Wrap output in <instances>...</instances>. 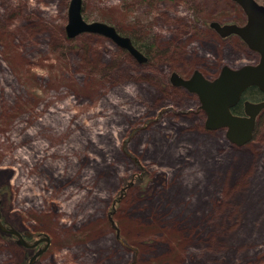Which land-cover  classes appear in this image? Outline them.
I'll return each instance as SVG.
<instances>
[{
    "label": "rangeland",
    "instance_id": "obj_1",
    "mask_svg": "<svg viewBox=\"0 0 264 264\" xmlns=\"http://www.w3.org/2000/svg\"><path fill=\"white\" fill-rule=\"evenodd\" d=\"M5 1L0 218L29 244L48 238L32 264H264V109L237 146L170 82L257 62L210 26L242 25L240 6L82 0L85 21L137 41L138 62L100 34L68 37L70 0ZM43 246L0 231V264Z\"/></svg>",
    "mask_w": 264,
    "mask_h": 264
},
{
    "label": "water",
    "instance_id": "obj_2",
    "mask_svg": "<svg viewBox=\"0 0 264 264\" xmlns=\"http://www.w3.org/2000/svg\"><path fill=\"white\" fill-rule=\"evenodd\" d=\"M246 15V23L220 25L210 23L222 36L238 35L246 45L259 55L255 64H244L238 68L223 66L219 75L206 79L199 71L195 70L189 78H183L176 72L170 75L173 85L181 86L197 96L200 108L205 112V128L208 130L225 129L226 138L241 146L250 141L255 128V120L264 108L262 101H244V113L233 114L231 109L239 102L242 93L249 87H257L264 95V4L256 0H233ZM82 0H70L68 7L67 36L72 38L83 32L100 34L113 41L116 45L127 50L138 62H144L145 56L133 45L131 39L121 35L114 26L100 21H85L82 16ZM0 231L17 237V243L25 247H34L40 242H48L47 237H42L29 244L24 237L13 228L6 227L0 218ZM29 234L25 233V236ZM45 244L36 251L29 260L32 264L36 256L46 248Z\"/></svg>",
    "mask_w": 264,
    "mask_h": 264
},
{
    "label": "flooded vegetation",
    "instance_id": "obj_3",
    "mask_svg": "<svg viewBox=\"0 0 264 264\" xmlns=\"http://www.w3.org/2000/svg\"><path fill=\"white\" fill-rule=\"evenodd\" d=\"M3 1L4 0H1L0 1V4L1 5H4V8L7 10V9H9L10 8V4H9V2L8 1H5L4 3H3ZM233 1V0H232ZM257 1V0H256ZM234 2V1H233ZM258 2V1H257ZM70 3V2H69ZM236 3V2H235ZM259 3V2H258ZM237 4V3H236ZM260 4H264V0H263V2L262 3H260ZM241 8V7H240ZM242 9V8H241ZM243 11V10H242ZM245 14V13H244ZM67 16H68V14H67ZM212 23V22H211ZM246 23V15H245V22L242 24V25H244ZM220 25H224L223 23L221 24V23H219ZM231 24H234V23H231ZM237 25H239V24H237ZM242 25H240V26H242ZM216 31V30H215ZM217 32V31H216ZM220 36H222L219 32H217ZM230 35H235V34H230ZM230 35H228V36H230ZM238 36V35H237ZM239 37V36H238ZM240 38V37H239ZM242 40V39H241ZM243 41V40H242ZM244 42V41H243ZM255 52V51H254ZM256 53V52H255ZM258 60H259V55H258ZM258 60H257V62H258ZM256 62V63H257ZM223 67V66H222ZM222 69V68H221ZM221 71V70H220ZM220 73V72H219ZM202 74V73H201ZM179 75V74H178ZM203 75V74H202ZM219 75V74H218ZM181 76V75H180ZM204 76V75H203ZM181 77H183V78H189V77H184V76H181ZM205 77V76H204ZM217 77V76H216ZM215 77V78H216ZM206 78V77H205ZM206 79H209V78H206ZM209 80H212V79H209ZM171 82V81H170ZM172 84V83H171ZM181 87V86H180ZM184 88V87H183ZM249 88H247L245 91H247ZM258 89V88H257ZM244 91V92H245ZM243 92V93H244ZM243 93H242V95H243ZM263 94V93H262ZM242 95H241V98H240V100H239V102L235 105V106H239L240 107V112L239 113H237V115H242L243 113H244V101H251V102H259V101H262L263 100V97H264V95H263V97H262V99L260 98L259 100H257V101H252V100H250V99H246V100H243L242 99ZM234 106V107H235ZM234 107L231 109V111L234 109ZM264 109V108H263ZM262 109V110H263ZM202 110V109H201ZM262 110L260 111V113L257 115V117H259V115L261 114V112H262ZM203 111V110H202ZM204 112V111H203ZM233 113V112H232ZM204 114H205V112H204ZM233 114H235V113H233ZM205 116H206V114H205ZM257 117H256V120H257ZM256 120H255V124H256ZM253 135V134H252ZM42 244L43 245H45V244H48V242L46 243V242H42ZM29 248V247H28ZM38 248V247H37ZM39 250V249H38ZM37 250V251H38Z\"/></svg>",
    "mask_w": 264,
    "mask_h": 264
},
{
    "label": "trees",
    "instance_id": "obj_4",
    "mask_svg": "<svg viewBox=\"0 0 264 264\" xmlns=\"http://www.w3.org/2000/svg\"><path fill=\"white\" fill-rule=\"evenodd\" d=\"M117 30V29H116ZM118 31V30H117ZM119 32V31H118ZM132 43L134 44V46L138 49V50H142V47H140L137 43V41H135L134 39H132ZM263 97V94L262 92L257 89V87H249V89L247 91H245L242 95V99L243 100H246V99H250L252 101H257L259 100L260 98L262 99ZM240 107L237 105L234 107V109L232 110L233 113L237 114L240 112ZM140 177H138L139 179ZM10 236H14V235H10ZM15 237V236H14Z\"/></svg>",
    "mask_w": 264,
    "mask_h": 264
}]
</instances>
